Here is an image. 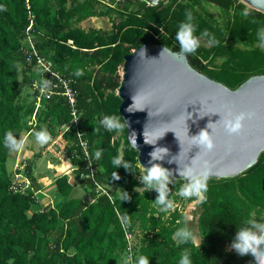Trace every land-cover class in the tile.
<instances>
[{"label":"trees","instance_id":"obj_1","mask_svg":"<svg viewBox=\"0 0 264 264\" xmlns=\"http://www.w3.org/2000/svg\"><path fill=\"white\" fill-rule=\"evenodd\" d=\"M192 1L212 3L224 10L233 5L235 24L230 34L232 38H241L235 39L237 42H246L244 39L250 38L247 33L264 21L262 13L248 9L238 0ZM164 2L150 6L143 0H124L118 4L113 0H0V264H124L126 243L115 210L134 232L132 264L140 256L147 257L150 264H179L185 249L191 253L192 264H256L250 254L240 256L230 246L244 220L251 217L263 221L259 201L264 199V151L257 163L238 177L208 180L207 199L198 202L200 244H180L174 233L184 226L182 213L177 208L165 213L154 204L158 193L149 191L140 182L144 171L138 167L137 153L127 142L126 128L107 131L102 124L105 116H119L116 90L124 55L142 45H162L184 54L176 37L187 10L192 11L198 25L196 35L205 30L212 34L219 41L213 47L215 54L223 59L217 71H211L202 64L207 55L184 54L194 69L230 89L251 76L264 74V51L225 45L224 32L216 29L210 19L179 0ZM104 3L115 5L120 32L114 21L108 32L77 26L85 20L107 16L98 9ZM26 4L34 15L36 47L43 55L50 53L45 56L56 71L76 81L80 129L97 159L98 180L108 189L124 192L117 197L109 189L115 197L114 204L106 198H94L89 183L82 178L91 203L70 199L56 209L46 207L40 212H30L36 204L34 193L38 185L29 165L24 176L30 189L24 195L10 191L7 162L13 151L4 145L7 132L11 131L17 140L23 132L35 134L43 129L52 136L56 128L69 121L67 104L59 95L42 98L37 110L36 87L30 103L16 101L20 86H33L32 81L19 80L22 71L18 65L29 70L19 52L28 25ZM244 10L247 16L242 15ZM34 112L36 125L32 128L28 122ZM118 133L120 141L114 139ZM73 148L70 146L68 154ZM97 151L101 152L99 158ZM116 157L121 158L122 165L126 162L131 167L128 170L122 165L115 167L112 161ZM70 162L73 167L80 163L76 159ZM73 171L82 175L79 168ZM115 173L120 179H114ZM181 184L182 181H176L169 185L170 198L175 202ZM55 189L59 197L68 198L72 185L66 176H61L55 180Z\"/></svg>","mask_w":264,"mask_h":264},{"label":"water","instance_id":"obj_2","mask_svg":"<svg viewBox=\"0 0 264 264\" xmlns=\"http://www.w3.org/2000/svg\"><path fill=\"white\" fill-rule=\"evenodd\" d=\"M143 1L154 6L161 0ZM239 1L264 15V0ZM141 56L144 58L140 59ZM119 75L117 111L123 122H128L126 139L137 153V165L142 171L151 166L149 153L156 147L169 150L165 160L157 163L174 173L179 164L169 163L172 157L190 165L201 149L191 148L189 138L205 129L211 133L207 126L221 119L219 113H224L225 104L234 106L236 112L254 111L256 117L246 122L241 136H229L222 126H217L213 132L217 147L207 156L212 171L209 180L238 177L253 167L264 151V74L251 76L230 89L194 69L184 54L162 45H142L124 55ZM153 127L166 132L156 145L145 142V139L155 142ZM173 179L188 182L178 174ZM259 202L263 206L264 221V199Z\"/></svg>","mask_w":264,"mask_h":264},{"label":"clouds","instance_id":"obj_3","mask_svg":"<svg viewBox=\"0 0 264 264\" xmlns=\"http://www.w3.org/2000/svg\"><path fill=\"white\" fill-rule=\"evenodd\" d=\"M243 16H247V10L242 12ZM194 15L191 10L185 12V20L179 24L177 31V40L180 44L181 51L184 54H194L201 46L200 42L203 37H209V43H219L214 36L205 30L200 36L196 35L198 25L194 23ZM261 47H264V43H260ZM144 56L145 52L141 51ZM162 55V54H161ZM141 56L140 59H143ZM77 75H82L81 72H77ZM134 99V98H133ZM135 102V100H134ZM131 111V108L128 109ZM150 115V114H149ZM221 119L217 123H209L207 128L211 129V133L208 130H201L196 136L189 138L191 148L198 146L201 151L195 159L191 161V164L179 162L176 157H172L169 163H178L179 168L174 171L163 167L162 163L165 157L169 155V150L165 147H156L154 151L149 153L151 159L148 168H144V174L140 178V182L149 190L156 191L158 193L157 199L154 204L162 212H169L175 207V199L170 198L171 189L170 184H174V175L178 174L180 177L187 180V183H182L180 188L176 192V196L183 199L196 198L199 201H205L207 199L208 192V180L212 175L210 161L207 156L214 153L216 150V141L213 136V132L217 130V126H222L223 130L229 136H241L245 132V126L247 121H252L256 117L254 111H240L236 112L234 106L225 104L224 113H219ZM103 126L107 131H122L126 126L129 127L128 122H122L121 117L116 115L105 116L102 121ZM147 130V129H146ZM146 130L144 136L146 135ZM166 132H162L161 128L153 127L152 134L156 137L155 142L151 143L145 139L146 143L156 145L157 141L161 139ZM136 138L135 133L131 134ZM36 141L40 145L49 144L52 141L51 134L43 129L35 133ZM26 140L21 138L17 140L11 131L7 132L4 140V145L11 151H22L25 147ZM134 146L137 147V140H134ZM101 152H96V157L99 158ZM180 156V155H179ZM178 156V157H179ZM115 167H121L122 160L120 157H116L112 161ZM123 168L129 169L131 167L128 163H123ZM114 179H120L117 173L114 174ZM187 218H185L184 226L178 228L174 233V239H178L180 244H188L194 242L195 233L188 228ZM231 249L234 250L240 256L251 255L256 264H264V221H257L254 218L249 217L243 221V225H239L237 235L231 244ZM124 264H132V258L128 257L124 260ZM136 264H150V260L145 256H140ZM179 264H192L191 253L188 249H185L181 254Z\"/></svg>","mask_w":264,"mask_h":264},{"label":"built area","instance_id":"obj_4","mask_svg":"<svg viewBox=\"0 0 264 264\" xmlns=\"http://www.w3.org/2000/svg\"><path fill=\"white\" fill-rule=\"evenodd\" d=\"M114 4L123 3L124 0H113ZM28 10V25L24 31V38L19 47V52L24 65L37 71L40 75L38 86V95L36 97V110L39 108L41 99H48L52 95L63 97L68 107L69 121L60 125L55 129L52 141L49 144L41 145L43 154L49 155L52 158L60 159L67 157L70 161L73 159L79 160L78 166L75 169H81V178L89 183L94 198H106L110 204L115 203V197L111 191L98 180L97 159L91 154L85 134L80 129L81 114L78 109L77 92L74 89L76 83L72 77H66L56 71L52 62L48 57L43 55L35 44L34 36V15L29 11V5L26 4ZM71 43V42H70ZM28 125L32 128L36 125L35 112L31 116ZM71 134V138L68 135ZM73 145V150L68 154V149ZM23 167L16 166V171L22 170ZM23 181H19L18 179ZM14 181L10 185V191L14 194L24 195L30 189V182L22 174L15 173ZM20 184V185H19ZM116 215L120 221L121 228L124 234L126 243L125 258L131 257L134 259L135 238L134 232L130 228L128 222L122 218L117 210Z\"/></svg>","mask_w":264,"mask_h":264},{"label":"rangeland","instance_id":"obj_5","mask_svg":"<svg viewBox=\"0 0 264 264\" xmlns=\"http://www.w3.org/2000/svg\"><path fill=\"white\" fill-rule=\"evenodd\" d=\"M164 1H165L164 3L166 4L170 0H164ZM179 2H181V4H185V5L192 7L196 13L203 15L205 19H210V21L212 22V25L216 29H220L222 32H224V34L222 35V39H223V43L225 45H230L232 47H238V48H241L242 50L258 49V50L264 51V47H261V44H260V43H264V21H262L261 24L257 26V28H255L254 30H251L249 33H247L248 35H250L249 36L250 38L244 39L246 42H239V41L237 42L235 39H241V38L240 37L232 38L231 34H230V30L232 28L231 26L235 24L234 23V7H233V5H231L228 9L224 10L223 8H221L215 4H212V3H205V2H198L197 3V2H193L192 0H179ZM114 6L115 5H112V4L109 5L108 3L101 4L98 7V9L106 12L107 16L100 17V18H98V17L91 18V19L85 20L83 22H80L77 26L82 28V29H85V30L90 29V28H94V29H100L102 31L108 32L112 29L111 23H113V21H114V23H117V31L120 32L121 28H120L118 13H117V10ZM108 7H110V8H108ZM147 31H149V30H147ZM151 34L155 39L158 38V35L156 33L151 32ZM210 36H213V35L210 34ZM200 44H201V46L198 48V50L195 52V54L201 55V53H202L203 55H207V59L206 60L204 59L202 64L205 65L211 71H217V68H219V66L223 62L222 57L217 56L215 54L216 50L213 49V47L216 46L217 43H209V37H203L201 39ZM48 54H50V53L48 52L45 55H48ZM211 55H213V57H211ZM18 67L22 71V74L19 78L20 82L24 78L26 81H32L33 86L32 87L20 86V96L17 97L16 101L19 103H24V102L30 103L32 101V97H31L32 92L34 91L35 87H37L39 84L40 75L37 71H35L33 69L26 70L25 68H23L21 66V64H19ZM119 73H120V70H119ZM24 134H26V133L23 132L20 134L19 140L25 136ZM31 136L34 138L33 140L35 141V143L37 145H39V143L36 141L35 134H31ZM120 137H121L120 133H118L114 137V139L120 141ZM30 143H31V141H30ZM26 147H28V146H26ZM36 149H38V146L36 147ZM120 151H121V148L119 149V152ZM15 152H17V151H13V153H11L9 155V158L12 161H10L8 159V162H7V173L10 176L11 183L14 181L13 171L16 170V166L13 170L14 163H15L16 159L14 156H12V154H14ZM39 152H40V150H39ZM50 158L55 159L49 155H46L43 158L39 159L38 164L41 167L42 171H39L38 173L45 175L44 173H46V171H49V174H50V169L47 166L49 161L51 160ZM24 170H25V167L21 170V173L23 174V176H24ZM34 172H35V174L37 173V168L36 169L34 168ZM18 180L21 181V178ZM77 180L80 181L79 178ZM109 189L114 191V193L116 194L117 197H122L124 194V192L121 189H116L113 187H110ZM76 190H77V192L79 190L82 192V197H80L82 200H84L86 202L89 201L90 197H89L88 191L85 187L82 188L81 185H79V183H78ZM85 191L87 192V194L85 193ZM70 195H71V193H70ZM198 202H199V200H197V199L192 200V199H183V198L179 197L178 201L175 202V207H174V208H177L182 213V216L184 218V222H185V218H187L186 222H187L188 228L191 229L195 233L194 243L196 245H199L200 241H201L200 232H199V229L197 226V218H198L199 212H200L199 208H198ZM34 208H36V205L34 206ZM28 215H30V213H28Z\"/></svg>","mask_w":264,"mask_h":264},{"label":"crops","instance_id":"obj_6","mask_svg":"<svg viewBox=\"0 0 264 264\" xmlns=\"http://www.w3.org/2000/svg\"><path fill=\"white\" fill-rule=\"evenodd\" d=\"M31 134H34V133L28 132L24 134L25 136L23 138L26 140L24 150L17 151L14 154H12V156H14L16 159L13 170L15 166H19V165L23 168L24 167L26 168L28 165L31 166V174L34 177L35 182L38 185V191L34 193V196L36 198V204H35L36 208H34L35 205L32 206L30 212H40L46 207H51V208L56 209L61 204H63L65 201L70 200V199H78L79 201L83 203H91L92 202L91 198L89 199L88 202L80 198L82 197V192L80 190L77 192L76 190L77 184L79 183V185H81L82 188H84L85 186L82 185L81 183V180H82L81 176L75 175L73 171L74 167L67 157L60 158V159L50 158L51 160L49 161L47 165L48 168L50 169V174H49V171H46V173H44L45 175L38 173L39 171H42L41 167L38 164V161L40 158H43L44 156H46V154L42 153L41 145L40 144L37 145L35 143V141L33 140L34 138L31 136ZM37 146H38V149H36ZM8 159L10 160V158ZM34 168L35 169L37 168L36 174L34 172ZM15 173L22 174L21 170L16 171V172L13 171V175ZM61 176H66L68 179V182L72 185L71 195L68 196V198H61L56 193L55 180ZM78 178L80 179V181L77 180ZM21 181H23V178L21 179ZM85 193L87 194L86 191Z\"/></svg>","mask_w":264,"mask_h":264}]
</instances>
